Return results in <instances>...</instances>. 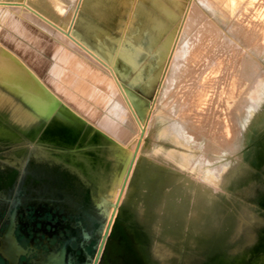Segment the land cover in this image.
<instances>
[{"label": "rangeland", "instance_id": "1", "mask_svg": "<svg viewBox=\"0 0 264 264\" xmlns=\"http://www.w3.org/2000/svg\"><path fill=\"white\" fill-rule=\"evenodd\" d=\"M69 30L58 34L100 70L55 62L52 73L80 91L68 93L69 106L135 153L115 203L124 187L116 206L127 205L143 241H157L151 264H244L264 242V0L182 1L145 122L113 67Z\"/></svg>", "mask_w": 264, "mask_h": 264}, {"label": "flooded vegetation", "instance_id": "2", "mask_svg": "<svg viewBox=\"0 0 264 264\" xmlns=\"http://www.w3.org/2000/svg\"><path fill=\"white\" fill-rule=\"evenodd\" d=\"M142 1L143 36L155 38L154 51L162 49L171 35L173 42L179 20L174 12H180L183 0ZM137 2L127 0L118 27L113 25L121 35ZM166 3L174 8L171 19L163 11ZM52 104L46 123L31 121V108L16 115L0 109V264L52 258L56 264H151L159 259L157 241H143L142 226L127 205L120 202L115 209L116 185L127 173L129 155L72 109L54 99ZM90 133L102 139L94 141ZM143 243L150 244L151 255ZM244 264H264V242Z\"/></svg>", "mask_w": 264, "mask_h": 264}, {"label": "crops", "instance_id": "3", "mask_svg": "<svg viewBox=\"0 0 264 264\" xmlns=\"http://www.w3.org/2000/svg\"><path fill=\"white\" fill-rule=\"evenodd\" d=\"M57 1L64 5L63 12L53 0H0V109L7 108L16 115L24 113V108H31L30 113L35 116L31 121L46 123L51 121L54 99L57 106L70 108L90 122L83 116V110L67 102L70 91H80L69 88L60 75H53L51 68L55 62L67 72L74 70L71 64L75 61L85 62L92 69L100 70L101 65L58 34V28L71 26L82 0L80 3L78 0ZM86 79L100 86L89 75ZM94 125L99 132L103 131ZM110 138L124 149L119 140Z\"/></svg>", "mask_w": 264, "mask_h": 264}, {"label": "water", "instance_id": "4", "mask_svg": "<svg viewBox=\"0 0 264 264\" xmlns=\"http://www.w3.org/2000/svg\"><path fill=\"white\" fill-rule=\"evenodd\" d=\"M143 4L142 0H138L132 20L125 33L121 35L113 25L118 27L117 17L119 13L125 14V8H128L127 0H82L69 32L113 67L118 78L123 82L139 119L145 122L173 42L171 35L162 49L154 51L155 38L153 42L151 38L143 36L146 23ZM166 15L172 18L169 13ZM180 15L181 9L178 15H174V20L180 18ZM147 35L151 37V33ZM100 132L110 138L103 131ZM144 132L145 128L142 130V135ZM134 158L135 153L131 155L126 176L132 168ZM54 259L36 264H56Z\"/></svg>", "mask_w": 264, "mask_h": 264}, {"label": "bare ground", "instance_id": "5", "mask_svg": "<svg viewBox=\"0 0 264 264\" xmlns=\"http://www.w3.org/2000/svg\"><path fill=\"white\" fill-rule=\"evenodd\" d=\"M123 189H124V187L122 188V191L120 192V195H119V198L117 199V202L114 204L115 205V209L117 208V204L119 203V201H120V199H121V195H122V192H123ZM114 209V210H115ZM117 214V213H116ZM112 220V219H111ZM110 223V222H109Z\"/></svg>", "mask_w": 264, "mask_h": 264}]
</instances>
